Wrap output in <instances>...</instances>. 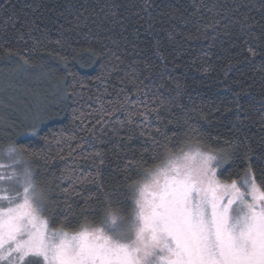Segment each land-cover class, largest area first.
Listing matches in <instances>:
<instances>
[{"label": "trees", "instance_id": "obj_1", "mask_svg": "<svg viewBox=\"0 0 264 264\" xmlns=\"http://www.w3.org/2000/svg\"><path fill=\"white\" fill-rule=\"evenodd\" d=\"M43 62L61 108L9 145L55 228L101 225L106 195L129 219L169 149L222 153V179L251 167L264 181V0H0V64Z\"/></svg>", "mask_w": 264, "mask_h": 264}, {"label": "snow or ice", "instance_id": "obj_2", "mask_svg": "<svg viewBox=\"0 0 264 264\" xmlns=\"http://www.w3.org/2000/svg\"><path fill=\"white\" fill-rule=\"evenodd\" d=\"M20 156L15 144L0 152V264H264V181L251 167L227 182L226 156L169 149L132 188L128 222L106 195L102 225L70 232L46 215L49 197Z\"/></svg>", "mask_w": 264, "mask_h": 264}, {"label": "rangeland", "instance_id": "obj_3", "mask_svg": "<svg viewBox=\"0 0 264 264\" xmlns=\"http://www.w3.org/2000/svg\"><path fill=\"white\" fill-rule=\"evenodd\" d=\"M54 68L55 66L50 62L36 64L30 69L18 64H0V152L7 148L12 138L18 136L27 126L43 123L57 115L61 108V98L59 90L52 84L56 75ZM188 148L190 147L184 150ZM212 154L223 156L222 153ZM20 159L21 167H29L22 155ZM4 162L9 161L5 159ZM161 164L149 172L155 171ZM30 170L32 171L31 168ZM143 180L144 178L137 184L142 183ZM130 218L117 217V224L126 223ZM33 264H36V260H33Z\"/></svg>", "mask_w": 264, "mask_h": 264}]
</instances>
